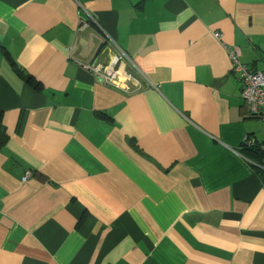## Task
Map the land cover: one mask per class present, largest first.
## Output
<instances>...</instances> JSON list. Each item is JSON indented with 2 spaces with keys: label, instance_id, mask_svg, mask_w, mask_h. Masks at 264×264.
Segmentation results:
<instances>
[{
  "label": "crops",
  "instance_id": "1",
  "mask_svg": "<svg viewBox=\"0 0 264 264\" xmlns=\"http://www.w3.org/2000/svg\"><path fill=\"white\" fill-rule=\"evenodd\" d=\"M79 2L0 0V264H264L222 44L264 66V0ZM116 47L131 92L87 68Z\"/></svg>",
  "mask_w": 264,
  "mask_h": 264
},
{
  "label": "built area",
  "instance_id": "2",
  "mask_svg": "<svg viewBox=\"0 0 264 264\" xmlns=\"http://www.w3.org/2000/svg\"><path fill=\"white\" fill-rule=\"evenodd\" d=\"M73 1L85 10V7L82 6L79 0ZM86 15L87 19L82 22L81 30L89 24H97L96 20L89 12L86 11ZM213 35L217 39H221L222 37L220 32H214ZM222 44L228 53L231 70L240 83V95L249 113L264 121V66L261 68L250 67L248 64L241 61L240 52L236 46ZM116 49L117 51L112 58L104 60L101 59L102 57H97L91 64L87 65V68L105 83L113 84L126 92H131L132 86L130 87L129 81L132 79V76L126 65L127 62L129 63L131 61L130 57L119 47H116ZM132 81L134 86L137 87L139 85L135 82L134 78ZM244 141L245 147L252 148L253 146H257L256 140L253 137H246ZM257 147H259L260 151L264 152V142H261V145ZM244 158L264 175V163L252 160L246 156H244ZM30 174L31 172L27 170L22 180L25 181Z\"/></svg>",
  "mask_w": 264,
  "mask_h": 264
},
{
  "label": "trees",
  "instance_id": "3",
  "mask_svg": "<svg viewBox=\"0 0 264 264\" xmlns=\"http://www.w3.org/2000/svg\"><path fill=\"white\" fill-rule=\"evenodd\" d=\"M6 138L7 137H6L4 128L0 124V146L6 141ZM261 142H264V141H256L257 146H260ZM244 143L245 141L242 143L241 151L243 150L246 157L251 158L252 160H256L258 162L264 163V152L260 151L259 147L257 146H253L252 148L245 147ZM256 171L257 173L260 174L261 178L264 179V175H262V173L259 170L256 169Z\"/></svg>",
  "mask_w": 264,
  "mask_h": 264
}]
</instances>
